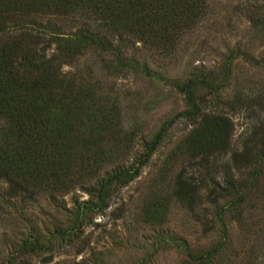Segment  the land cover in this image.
I'll return each instance as SVG.
<instances>
[{
	"label": "trees",
	"instance_id": "trees-1",
	"mask_svg": "<svg viewBox=\"0 0 264 264\" xmlns=\"http://www.w3.org/2000/svg\"><path fill=\"white\" fill-rule=\"evenodd\" d=\"M261 11L250 14L254 27ZM207 13L206 0H0V264H47L83 245L95 217L139 177L180 120L192 129L179 148L185 167L175 194L192 211L215 206L223 226L228 214L241 218L245 195L262 177L264 129L234 150L232 121L209 111L206 93L222 89L212 75L173 83L185 111L144 143L130 167L119 161L137 129L124 131L115 89L105 87L151 78L143 53L173 55ZM232 170L252 175L237 181ZM223 249L186 255L193 264H212Z\"/></svg>",
	"mask_w": 264,
	"mask_h": 264
},
{
	"label": "rangeland",
	"instance_id": "rangeland-1",
	"mask_svg": "<svg viewBox=\"0 0 264 264\" xmlns=\"http://www.w3.org/2000/svg\"><path fill=\"white\" fill-rule=\"evenodd\" d=\"M206 2L205 20L173 55L143 53L152 69L151 78L138 75L105 84L115 89L124 131L137 129L135 141L129 144L132 148L121 156L120 165L135 163L144 143L185 111L184 97L172 85L195 74L212 75L222 88L219 93H205L210 113L232 121L234 150H241L255 132L264 129V0ZM254 9H262L258 27L250 20ZM191 129L187 122L178 121L139 177L119 189L109 209L95 217L85 232L84 244L78 242L47 264H137L145 260L147 264H193L187 250L201 255L217 245L224 249L212 264H264V165L257 189L245 195L238 220L228 214L223 226L215 216L217 208L206 202L192 211L177 197L174 186L185 167L179 148ZM231 174L237 181H248L252 175L247 170L240 174L232 170ZM223 177L221 173L222 184ZM76 194L80 200L88 199L86 194ZM70 198H65L68 204ZM226 202L221 200L218 206ZM41 261L35 259L32 264H43Z\"/></svg>",
	"mask_w": 264,
	"mask_h": 264
}]
</instances>
